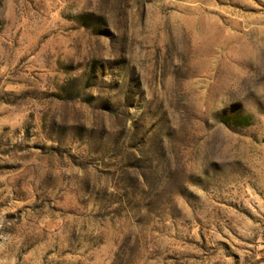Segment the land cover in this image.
<instances>
[{
  "label": "rangeland",
  "instance_id": "1",
  "mask_svg": "<svg viewBox=\"0 0 264 264\" xmlns=\"http://www.w3.org/2000/svg\"><path fill=\"white\" fill-rule=\"evenodd\" d=\"M0 264H264V0H0Z\"/></svg>",
  "mask_w": 264,
  "mask_h": 264
}]
</instances>
